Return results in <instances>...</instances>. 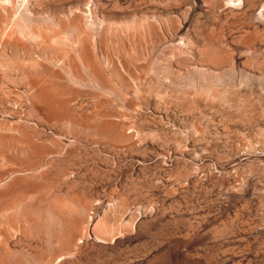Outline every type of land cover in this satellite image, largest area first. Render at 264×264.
Returning a JSON list of instances; mask_svg holds the SVG:
<instances>
[{
	"label": "rangeland",
	"instance_id": "1",
	"mask_svg": "<svg viewBox=\"0 0 264 264\" xmlns=\"http://www.w3.org/2000/svg\"><path fill=\"white\" fill-rule=\"evenodd\" d=\"M233 1L0 0V264H264V0Z\"/></svg>",
	"mask_w": 264,
	"mask_h": 264
},
{
	"label": "bare ground",
	"instance_id": "2",
	"mask_svg": "<svg viewBox=\"0 0 264 264\" xmlns=\"http://www.w3.org/2000/svg\"><path fill=\"white\" fill-rule=\"evenodd\" d=\"M229 1H231V0H229ZM233 1V0H232ZM247 1V0H246ZM234 2V1H233ZM229 3H231V2H229ZM233 4V3H232ZM126 28V27H125ZM124 28V29H125ZM128 31H129V29L128 28H126ZM131 29V28H130ZM134 29V28H133ZM126 30V31H127ZM135 30V29H134ZM131 31V30H130ZM112 32V31H111ZM124 32V31H123ZM138 33V32H137ZM35 39V38H34ZM119 52V51H118ZM105 118V117H104ZM66 120H68V119H66ZM110 120V119H109ZM72 122V121H71ZM85 127H86V125H85ZM110 128V127H109ZM88 129V128H87ZM93 130H95L96 132H99V133H106L107 131H109L108 130V128L105 126V125H101V126H94V128H92ZM111 130V129H110ZM19 139V138H18ZM18 139H16V140H18ZM21 139V138H20ZM24 140V139H23ZM22 140V141H23ZM19 142V141H18ZM23 143V142H22ZM26 144V143H25ZM22 147V146H21Z\"/></svg>",
	"mask_w": 264,
	"mask_h": 264
}]
</instances>
